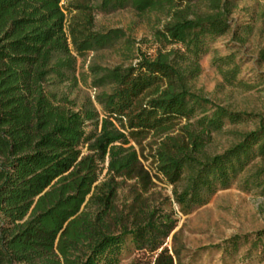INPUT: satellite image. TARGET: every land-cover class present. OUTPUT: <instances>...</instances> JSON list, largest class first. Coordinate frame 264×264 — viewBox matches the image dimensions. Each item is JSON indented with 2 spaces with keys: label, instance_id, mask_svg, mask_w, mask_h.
<instances>
[{
  "label": "trees",
  "instance_id": "16d2710c",
  "mask_svg": "<svg viewBox=\"0 0 264 264\" xmlns=\"http://www.w3.org/2000/svg\"><path fill=\"white\" fill-rule=\"evenodd\" d=\"M234 2L0 0V264H117L126 251L137 253L132 264H180L172 204L187 214L233 184L264 195V122L211 154L213 134L255 115L191 87L209 52L225 84L253 86L237 81L234 51L210 47L229 31L244 41L232 30ZM126 7L158 16L154 53L122 28L96 27L97 12ZM115 44L122 63L79 73L91 97L77 103L57 90L77 80L78 58ZM153 179L171 186L158 204ZM241 238L224 247L235 251Z\"/></svg>",
  "mask_w": 264,
  "mask_h": 264
},
{
  "label": "rangeland",
  "instance_id": "374dc122",
  "mask_svg": "<svg viewBox=\"0 0 264 264\" xmlns=\"http://www.w3.org/2000/svg\"><path fill=\"white\" fill-rule=\"evenodd\" d=\"M264 0H235L232 9V30L238 29L243 42L230 41L231 32L217 38L210 44L217 49L218 55L231 51L236 53V60L241 62L237 81H246L253 86L246 89L236 83L227 85L211 63L212 52L203 55L199 61L200 72L191 81L194 91L209 97L212 101L230 110L245 111L255 116L246 122L228 124L222 132L213 134L206 151L220 153L236 140L240 131L254 129L259 122H264V80L259 76L264 73ZM156 13L138 14L130 7L116 9L110 12H97L95 24L98 28H122L132 39L136 47L148 53H154L157 44L151 38V27L155 25ZM244 31V32H243ZM120 45L87 53L84 61L77 59V80L66 82L57 90L67 93L80 103L85 97L93 95L88 84L79 79L80 71L86 70L88 63L113 66L122 63ZM264 165V160L257 161ZM154 186L150 189V199L156 204L170 196L171 186L153 179ZM130 181L118 191L117 203L121 204L129 195ZM148 198V199H149ZM174 209L176 226L175 247L182 246L180 264H264V195L257 191H242L235 184L219 189L204 204L195 207L187 214ZM169 209V204H163ZM262 231L261 241L256 248H250L256 233ZM234 235H239L238 248L235 251L224 247V241ZM247 236V242L243 241ZM167 246L171 247V235L167 238ZM135 251H126L120 256L117 264H132Z\"/></svg>",
  "mask_w": 264,
  "mask_h": 264
}]
</instances>
